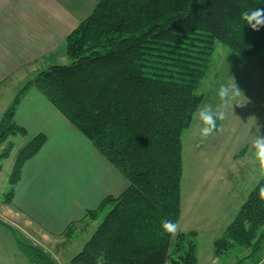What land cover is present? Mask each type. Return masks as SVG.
<instances>
[{"label": "trees", "instance_id": "16d2710c", "mask_svg": "<svg viewBox=\"0 0 264 264\" xmlns=\"http://www.w3.org/2000/svg\"><path fill=\"white\" fill-rule=\"evenodd\" d=\"M255 8H264V0H99L67 37L70 63L51 65L18 92L0 120V146L6 145L0 163L14 149L11 139L28 135L15 113L35 88L129 184L87 212L86 219L103 220L70 264H199L197 233H179L173 242L161 222L177 224L181 217L183 136L204 103L198 90L216 44L244 59L264 50V28L253 31L240 18L241 11ZM46 142L45 135H36L17 154L6 205L12 204L24 165ZM260 186L264 178L214 242L217 257L241 247L250 250L241 262L261 260ZM17 244L31 264H56L43 249L19 238Z\"/></svg>", "mask_w": 264, "mask_h": 264}, {"label": "crops", "instance_id": "0c3cea01", "mask_svg": "<svg viewBox=\"0 0 264 264\" xmlns=\"http://www.w3.org/2000/svg\"><path fill=\"white\" fill-rule=\"evenodd\" d=\"M98 2L0 0V120L28 81L51 65L66 62L67 37ZM55 57L61 61L45 63ZM6 94L9 105L1 103ZM15 122L28 134L21 138L22 146L39 134L47 142L24 165L12 204L0 203V221L47 252L48 246L63 239L69 226L81 224L88 211L109 196L121 195L129 184L35 88L20 102ZM208 175L192 180L186 190L182 184L177 224L182 223L181 231L196 232L197 238L199 231L214 238L223 235L243 204L238 202L236 179L219 178L214 172Z\"/></svg>", "mask_w": 264, "mask_h": 264}, {"label": "rangeland", "instance_id": "374dc122", "mask_svg": "<svg viewBox=\"0 0 264 264\" xmlns=\"http://www.w3.org/2000/svg\"><path fill=\"white\" fill-rule=\"evenodd\" d=\"M56 61L61 60L60 58L56 59V57L49 58L45 63ZM69 63L70 61L66 57V62L62 65H68ZM234 81L242 94L236 97L233 108L227 110L225 120L220 122V130L201 143L199 129L202 125L194 117L190 129L184 133L182 184L184 190H186L192 180L204 178L206 175H210L211 172H214L219 178L229 176V178L236 179L235 181L238 182L236 188L239 193L238 202L243 201L242 203H244L249 193L261 180L258 173V163L255 161L251 149V141L255 134L253 118H256L259 124L264 125V50L254 58L244 59L233 54L221 43H217L207 76L198 90V94L205 96L201 107L208 104L217 105L219 103L217 96L219 86L221 84H231ZM1 103L3 105L8 103L9 105L10 100L7 94L3 97ZM261 131L264 132V128H261ZM21 138L11 139L14 149L10 154V158L0 163V170L3 166L0 173V203L3 202L4 195L10 191L9 176L17 154L23 147L19 143ZM198 144L199 147H197ZM0 147H2L0 149L1 155L6 145ZM243 150L247 151L245 157L235 159V156ZM102 220L103 217L97 222L86 219L81 224L74 225L69 235H64L63 239L47 247V253L56 264H70L71 259L81 252ZM178 226L177 233L172 237L173 242L179 233H188L181 231L182 223ZM221 237L222 235L214 238V236L199 231V238L195 240L199 264H237L238 262H240L239 264H253L249 260L241 262L250 254L248 248L235 247L217 257L214 242ZM18 238L28 243V240L18 231L14 233L6 227H3L0 231V264H31L19 250ZM263 256L264 253L261 258ZM216 259L218 261L215 262Z\"/></svg>", "mask_w": 264, "mask_h": 264}, {"label": "clouds", "instance_id": "9594fccd", "mask_svg": "<svg viewBox=\"0 0 264 264\" xmlns=\"http://www.w3.org/2000/svg\"><path fill=\"white\" fill-rule=\"evenodd\" d=\"M240 18L253 31H259L264 28V8H255L252 10H243L240 12ZM242 94L235 81L231 84H221L217 90L219 103L215 106L212 104L198 108L195 117L202 125L199 129L200 142L203 143L209 136L220 130L218 122L225 120L227 110L233 108L236 97ZM255 129L254 138L251 141V149L253 156L258 163V173L261 178H264V132L261 125L253 118ZM199 147V144L197 145ZM259 198L264 201V186L258 189ZM161 227L164 233L175 235L178 231V224L171 220H163Z\"/></svg>", "mask_w": 264, "mask_h": 264}, {"label": "built area", "instance_id": "2783aa9c", "mask_svg": "<svg viewBox=\"0 0 264 264\" xmlns=\"http://www.w3.org/2000/svg\"><path fill=\"white\" fill-rule=\"evenodd\" d=\"M255 264H264V256L261 258V260L258 263Z\"/></svg>", "mask_w": 264, "mask_h": 264}]
</instances>
